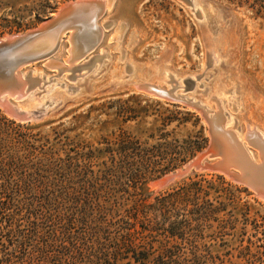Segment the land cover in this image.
Returning a JSON list of instances; mask_svg holds the SVG:
<instances>
[{
  "label": "rangeland",
  "instance_id": "374dc122",
  "mask_svg": "<svg viewBox=\"0 0 264 264\" xmlns=\"http://www.w3.org/2000/svg\"><path fill=\"white\" fill-rule=\"evenodd\" d=\"M71 1L75 0H0V39L41 25ZM102 1L104 9L97 19L101 39L93 50L71 66L66 61L71 48L67 31L52 55L21 68L23 74L33 71L41 78L22 101L33 107L39 102L53 104L42 119L30 122L13 119L0 106L2 127L1 118L14 121L10 128L19 134L18 140L28 132L19 124L42 125L32 132L45 133L49 126L44 124L54 121L53 125L62 123L60 129L67 130L70 141L104 146V137L113 138L126 129L151 145L159 141V134L149 138L151 127H159L162 119L180 109L200 116L208 144V126L198 111L137 87L142 82L164 88L177 83L176 93H182L188 78L195 85L186 95L211 108L218 101L231 117L230 128L246 133L250 125L264 131V0H213L220 8L199 2L202 17L182 0H112L110 7ZM210 48L217 58L208 64ZM129 114L139 116L124 120ZM182 116L166 130H173L172 136L180 141L190 135L196 139L201 126ZM201 173L212 180L204 185L209 186L213 212L209 220L200 221L198 264H264V199L245 185L220 173L197 170L162 189L151 185L158 177L152 178L151 200Z\"/></svg>",
  "mask_w": 264,
  "mask_h": 264
},
{
  "label": "trees",
  "instance_id": "16d2710c",
  "mask_svg": "<svg viewBox=\"0 0 264 264\" xmlns=\"http://www.w3.org/2000/svg\"><path fill=\"white\" fill-rule=\"evenodd\" d=\"M178 110L151 127V145L126 129L104 146L70 141L54 121L45 133L19 124L28 132L18 140L1 118L0 264H198L212 180L195 174L152 200L148 188L207 144L200 116ZM180 114L201 126L196 139L166 130Z\"/></svg>",
  "mask_w": 264,
  "mask_h": 264
},
{
  "label": "water",
  "instance_id": "95a60500",
  "mask_svg": "<svg viewBox=\"0 0 264 264\" xmlns=\"http://www.w3.org/2000/svg\"><path fill=\"white\" fill-rule=\"evenodd\" d=\"M182 1L190 5L197 16L202 17L200 8L196 5L197 0ZM201 2L204 6L220 8L213 0H201ZM104 5L102 0L71 1L65 3L54 17L47 18L41 25L0 39V106L10 117L20 122H30L38 121L48 113L52 102L48 104L39 102V106L33 107L22 101L41 78L33 71L23 74L21 68L52 55L67 31H71V48L66 61L72 66L75 61L85 56L99 43L101 28L97 24V19L103 12ZM207 38H210V34ZM208 55V64H211L209 52ZM52 64L59 66L60 69H70V67H63L55 62ZM194 85L195 80L185 79V88L182 93H176L179 87L177 83L169 88L150 82L140 83L137 86L159 98L180 102L198 111L207 123L210 136L205 149L182 167L155 178L151 181V185L162 189L194 171H208L226 175L237 183L252 189L264 199V139L254 127L251 128L248 125L246 142L242 140L236 133H241V131L228 126L230 116L218 101L217 106L211 108L200 99L186 95L185 92ZM253 148L258 150L257 156L259 155L260 158L258 163L252 159V157L256 159L255 153V156L251 155Z\"/></svg>",
  "mask_w": 264,
  "mask_h": 264
},
{
  "label": "bare ground",
  "instance_id": "6f19581e",
  "mask_svg": "<svg viewBox=\"0 0 264 264\" xmlns=\"http://www.w3.org/2000/svg\"><path fill=\"white\" fill-rule=\"evenodd\" d=\"M199 2H201V0H197V2H196V5L199 3ZM111 3H112V0H106V6H108V7H110L111 6ZM202 3V2H201ZM200 8V7H199ZM200 11H201V14H202V16H204L203 15V13H202V10H201V8H200ZM100 28H101V26H99ZM102 31H103V29H102ZM101 39V38H100ZM208 52H209V54H210V58H211V62H214L213 60H214V58L216 59L217 57H213V53H214V49L213 48H210L209 50H208ZM216 53V52H215ZM214 53V54H215ZM212 55V56H211ZM219 56V55H218ZM22 71V70H21ZM173 75V74H172ZM170 79V78H169ZM166 81V80H165ZM138 82V81H137ZM139 83V82H138ZM142 83H144V82H142ZM139 85V84H138ZM181 85V84H180ZM182 92H183V90H182ZM178 93H179V91H178ZM231 118V117H230ZM233 120H234V118H233ZM254 127V129L255 130H257L258 132H259V134H260V136L264 139V131H262V130H260V129H258L256 126H253ZM253 127H251V128H253ZM237 134H239V136L241 137V139L242 140H245V136H246V133H238V132H236ZM245 142H246V140H245ZM246 145H247V143H246ZM248 147H249V145H247ZM250 148V147H249ZM256 154V156H255V154ZM252 154H254V156H255V158L256 159H254L253 157H252V159L256 162V163H258V162H260V158H259V155L257 156V154H258V150H254L253 149V151L251 152V155Z\"/></svg>",
  "mask_w": 264,
  "mask_h": 264
}]
</instances>
